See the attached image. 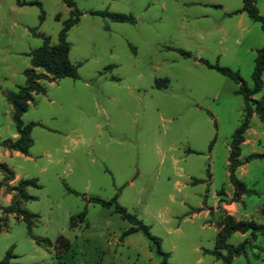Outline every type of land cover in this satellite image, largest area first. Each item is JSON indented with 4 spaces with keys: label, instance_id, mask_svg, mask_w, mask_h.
I'll use <instances>...</instances> for the list:
<instances>
[{
    "label": "rangeland",
    "instance_id": "374dc122",
    "mask_svg": "<svg viewBox=\"0 0 264 264\" xmlns=\"http://www.w3.org/2000/svg\"><path fill=\"white\" fill-rule=\"evenodd\" d=\"M20 1L40 3L43 21L37 6L0 0V140L14 134L4 95L24 85L25 55L42 46L35 34L55 45L69 15L61 0ZM72 1L81 16L66 41L77 79L42 82L45 93L33 95L21 117L41 125L31 131V160L0 158L18 180L40 186L27 188L35 200L20 207L38 216L32 235L52 246H37L21 218L6 215L0 260L12 247L10 264H160L142 233L121 237L130 225L113 208L88 202L115 198L160 240L169 264H220L204 251L213 249L224 217L264 223V157H251L264 156V121L249 118L234 171L243 186L235 195L228 155L243 99L235 82L198 60L236 71L252 87L264 44L260 24L245 13L229 15L241 0ZM254 5L264 17V0ZM96 11L131 15L135 23L91 15ZM261 79L253 100L264 96V71ZM10 182L0 176L3 195H13ZM5 205L0 196V219ZM83 210L84 222L70 229V218ZM58 237L70 245L60 258ZM244 240L245 253L231 264H264V235L235 233L227 243Z\"/></svg>",
    "mask_w": 264,
    "mask_h": 264
},
{
    "label": "trees",
    "instance_id": "16d2710c",
    "mask_svg": "<svg viewBox=\"0 0 264 264\" xmlns=\"http://www.w3.org/2000/svg\"><path fill=\"white\" fill-rule=\"evenodd\" d=\"M61 2L69 9L68 19L62 22V27L57 35V43L50 45L48 38L40 34H35L42 39V46L29 51L25 56L29 58V67L22 71L24 77V85L17 87L14 91L6 92L4 98L11 107V120L14 131L17 135V139L12 141L10 139L3 140L0 142V147L5 148L9 151L19 152L20 154L27 155L28 150L32 147L33 141L31 138V131L34 127L40 126L37 123L24 124L21 121L22 115L28 110L30 103L33 100V95L44 94L45 90L42 82H54L64 78L77 79V66L70 63L68 58L69 44L66 41V34L70 28L79 22L81 13L76 9L75 4L72 0H61ZM17 7L23 6H37L39 9V22L43 21V12L41 5L38 2H23L20 0H14ZM245 13L247 17L258 22L261 27V32L264 38V17L260 16L257 8L254 5V0H241V8L236 10L229 15H237ZM91 15L98 16L103 19H107L115 23H127L134 24L135 19L131 15L116 14L108 11H96L91 12ZM34 30H30L33 33ZM170 49V48H169ZM176 51L182 56H189V53L184 52L180 49H170ZM207 69L213 70L218 74L227 77L237 84V90L235 94L240 95L243 99V117L239 127L235 130L231 137L229 144V155H228V173L229 181L237 190L243 185L235 178L234 171L241 162L238 160L239 146L243 142L244 132L248 128L249 118L252 115H256L260 121H264V96L259 100H253L251 97L257 94L262 87V73L264 71V44L256 51V57L254 59V67L252 72V87H247L245 82L241 80L240 76L236 71H233L226 67H219L218 65H212L206 60L199 59ZM156 81L155 86L160 87ZM163 86H166L168 80L163 79ZM213 142V141H212ZM211 142V143H212ZM211 146V144H210ZM210 148V147H209ZM253 158H263L262 155H252ZM0 174L2 176V182H10L14 178L13 172L8 169L5 165L0 164ZM2 186V183H0ZM39 189L40 186L34 179L30 180H19L10 189L13 192L10 204L7 207L2 208V212L5 219L6 215H13L20 217L25 223L26 232L28 236L33 240L37 246L51 247L52 244L47 239H40L32 235V226L34 219L38 216L29 213L21 209L22 202H28L35 200L34 197L29 196L26 193L27 188ZM9 191V190H8ZM69 193L71 190L67 189ZM89 203L100 205L104 208H113V211L119 215V217L126 221L130 228L122 233L121 237L127 236L132 233H142L149 244L153 247L155 254L160 258V264H169V254L164 253L160 248V240L149 233V228L145 226L135 216L126 212V210L119 206L115 198L109 201H104L98 198H90ZM85 218V210L72 216L69 222V228L73 229L79 223H83ZM239 233H248L252 238L256 235H264V223L257 224L250 221H235L232 217L226 216L220 222V230L215 236L214 247L212 250H205L204 253L212 256L215 261H219L220 264H231L233 258L241 256L245 253L248 241L244 240L236 246L229 245L227 240L231 235ZM60 246V248H59ZM11 248L8 249L4 258L0 260V264H10V260L15 258L11 254ZM70 249L68 241L64 237H58L54 243V250L56 251V258H60L63 253Z\"/></svg>",
    "mask_w": 264,
    "mask_h": 264
},
{
    "label": "crops",
    "instance_id": "0c3cea01",
    "mask_svg": "<svg viewBox=\"0 0 264 264\" xmlns=\"http://www.w3.org/2000/svg\"><path fill=\"white\" fill-rule=\"evenodd\" d=\"M242 15V13H240V16ZM50 83H52V82H50ZM9 112L11 113V107H10V105H9ZM38 124V123H37ZM41 126V125H40ZM37 127V126H36ZM31 135V134H30ZM11 137H10V140H12V141H14V140H16L17 139V135H16V133H15V131H14V134H11L10 135ZM5 140H7V139H5ZM0 141H3V140H0ZM33 141V140H32ZM33 146V145H32ZM0 151H2L1 153L2 154H0V158H6V159H9V160H11V159H13V158H16V159H21V161L22 162H27V161H29V160H31V157H30V155H29V150H28V154L27 155H23V154H20L19 152H15V151H9V150H6L5 148H2V147H0ZM0 164H3L2 163V161H1V159H0ZM3 165H5L7 168H8V166H9V164H3ZM9 169V168H8ZM12 171V170H11ZM13 172V171H12ZM14 174V173H13ZM0 176H1V174H0ZM1 179H2V176H1ZM17 181H19L18 180V176L17 175H14V179H13V181L12 182H10V186H14L15 185V183L17 182ZM27 190V189H26ZM0 196H2V197H4L5 198V201H6V205L5 206H2V207H7L9 204H10V202H11V199H12V195H9V194H7V195H3V192H2V190L0 191ZM24 202H22L21 203V205L23 204Z\"/></svg>",
    "mask_w": 264,
    "mask_h": 264
}]
</instances>
